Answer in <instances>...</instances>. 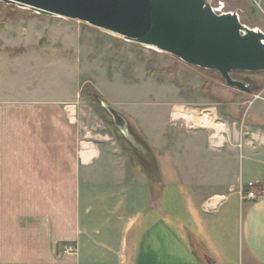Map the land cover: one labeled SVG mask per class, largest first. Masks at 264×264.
Listing matches in <instances>:
<instances>
[{
	"label": "crops",
	"instance_id": "crops-1",
	"mask_svg": "<svg viewBox=\"0 0 264 264\" xmlns=\"http://www.w3.org/2000/svg\"><path fill=\"white\" fill-rule=\"evenodd\" d=\"M26 56L0 52V264H264V193L239 197L264 179L235 167L258 150L226 148L170 103L153 141L142 129L153 159H131L109 133L91 139L75 101L17 81Z\"/></svg>",
	"mask_w": 264,
	"mask_h": 264
},
{
	"label": "rangeland",
	"instance_id": "rangeland-1",
	"mask_svg": "<svg viewBox=\"0 0 264 264\" xmlns=\"http://www.w3.org/2000/svg\"><path fill=\"white\" fill-rule=\"evenodd\" d=\"M209 2L216 12H235L246 27L264 30L263 0ZM28 11L32 10L0 4V52L27 54L17 65L28 69L24 72L17 68L16 80L43 89L48 97L75 101L81 127L93 134L91 139L107 132L134 156L133 148L99 100L126 119L129 114L140 115V137L127 121L147 146L142 129L152 134L153 141L171 103V107L177 105L174 116L192 120L194 129L202 130L201 113L211 116L209 128H202L210 136H222L226 148L227 144H238L258 150L250 152L252 156L242 151L244 155L240 162L237 158L235 167L238 170L240 163L244 183L254 176L264 179V72H231L233 79L248 87L247 91L240 90L227 85L216 70L189 65L172 54L83 21ZM174 129L168 127L170 133ZM240 190L247 191L249 187L245 185ZM256 190L264 193V189Z\"/></svg>",
	"mask_w": 264,
	"mask_h": 264
},
{
	"label": "water",
	"instance_id": "water-1",
	"mask_svg": "<svg viewBox=\"0 0 264 264\" xmlns=\"http://www.w3.org/2000/svg\"><path fill=\"white\" fill-rule=\"evenodd\" d=\"M42 15L86 22L128 41L216 70L227 85L248 90L233 71L264 72V32L243 25L237 13H218L209 0H0ZM140 160L153 157L127 119L99 100Z\"/></svg>",
	"mask_w": 264,
	"mask_h": 264
},
{
	"label": "built area",
	"instance_id": "built-area-1",
	"mask_svg": "<svg viewBox=\"0 0 264 264\" xmlns=\"http://www.w3.org/2000/svg\"><path fill=\"white\" fill-rule=\"evenodd\" d=\"M247 186L249 187V190L247 191H239V197L242 201L247 200V201H254L258 200L262 194L261 192L256 190V183L254 182H249L247 183ZM64 252H75V249L72 246H65L64 247Z\"/></svg>",
	"mask_w": 264,
	"mask_h": 264
},
{
	"label": "bare ground",
	"instance_id": "bare-ground-1",
	"mask_svg": "<svg viewBox=\"0 0 264 264\" xmlns=\"http://www.w3.org/2000/svg\"><path fill=\"white\" fill-rule=\"evenodd\" d=\"M211 120H213V118L211 116H208V114H205V113L202 114L201 113L200 116H199V121H200V126L201 127L209 128V126L211 125ZM220 127H221L220 124L216 125L217 129H220Z\"/></svg>",
	"mask_w": 264,
	"mask_h": 264
},
{
	"label": "trees",
	"instance_id": "trees-1",
	"mask_svg": "<svg viewBox=\"0 0 264 264\" xmlns=\"http://www.w3.org/2000/svg\"><path fill=\"white\" fill-rule=\"evenodd\" d=\"M2 2L0 1V4H1ZM10 7L12 6V5H9ZM29 12V14H34V11H28ZM120 139V138H119ZM121 140V139H120Z\"/></svg>",
	"mask_w": 264,
	"mask_h": 264
}]
</instances>
